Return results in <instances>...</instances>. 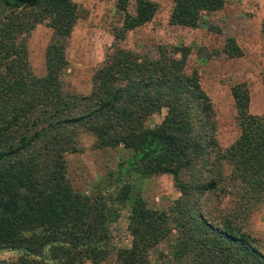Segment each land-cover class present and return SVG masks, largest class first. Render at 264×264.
<instances>
[{"label":"trees","instance_id":"obj_1","mask_svg":"<svg viewBox=\"0 0 264 264\" xmlns=\"http://www.w3.org/2000/svg\"><path fill=\"white\" fill-rule=\"evenodd\" d=\"M171 2L169 23L197 28L203 16L221 10L226 0ZM127 3L116 0L124 16L123 32L147 24L157 11L155 2L136 0L132 15ZM0 9L8 11L0 15V36L23 28L19 23L9 30L7 22L19 10H34L38 23L49 18L53 31L46 74L37 78L24 74L21 65L14 66L11 85L0 92V101L17 92L0 102V251L15 250L43 264H99L106 258L113 208L105 198L74 191L65 177L64 140L82 124L101 146L122 143L135 151L125 164H118L115 190L131 187L126 178L170 174L181 193L168 212L160 213L148 209L140 195L134 196L129 217L132 246L119 250L118 260L148 264L149 250L174 226L179 254H191L193 264H264V253L243 226L253 207L264 200V116L249 113L246 83L231 89L240 135L219 152L209 96L195 72H184L188 47L177 49L179 58L162 53L158 59L139 62H128L131 54L122 52L118 75L100 71L94 79L105 101L95 94L70 97L63 92L60 76L67 65L64 43L77 20L76 5L72 0H0ZM231 50L225 48L224 53L233 57ZM236 53L240 56L239 49ZM90 103L97 106L79 113ZM162 108L167 113L158 126L142 127L144 119ZM14 136L18 141H9ZM222 161L230 167L226 175L220 169ZM202 170L206 182L195 183V174ZM186 173L190 182L182 179ZM195 192L206 194V216L191 197ZM217 193L228 197L230 206L216 215L209 198Z\"/></svg>","mask_w":264,"mask_h":264},{"label":"rangeland","instance_id":"obj_2","mask_svg":"<svg viewBox=\"0 0 264 264\" xmlns=\"http://www.w3.org/2000/svg\"><path fill=\"white\" fill-rule=\"evenodd\" d=\"M150 1L157 4L151 21L123 32L124 16L116 8V0H72L77 8V20L64 43L67 65L60 76L63 92L78 98L95 94L97 100L105 101L107 98L99 93L94 79L100 71L118 75V70L123 69L118 61L119 55L125 56L121 55L122 52L131 54L128 62H139L158 59L162 53L171 59L179 58L177 49L188 47L190 54L184 72L186 75L195 72L202 90L209 96L214 110V138L219 146L218 151L223 152L240 135L231 94L235 85L246 83L250 95L249 113L264 116V0H226L221 10L203 16L197 28L169 23L173 7L171 0ZM135 10L136 0H128L127 11L133 15ZM2 13L7 14L8 11L0 9V15ZM33 13L34 10L15 12L7 21L9 30L19 23L23 24V28L18 33L0 36V44L3 42L0 52V92L11 85L14 66L21 65L24 74L37 78L46 74V50L52 42L53 31L48 24L49 18L38 23ZM225 48L233 50V57L227 55L229 50L224 53ZM236 49H239L240 56H236ZM16 95L14 91L4 100L13 99ZM96 106L90 103L79 113H87ZM166 113L167 110L162 108L149 115L143 120L142 127L151 129L158 126ZM74 130L75 133L64 140V143H68L63 154L65 177L74 191L93 199L105 198L107 205H111L109 249L106 258L99 264H124L118 260L117 253L132 246L129 217L134 196L140 195L150 210L168 212L181 197L180 190L170 174L126 178L131 187L115 190L118 164H125L135 151L125 148L122 143L115 147L101 146V142L82 124ZM17 137L9 141H18ZM222 162L220 169L226 175L230 167L225 161ZM182 179L190 182L187 173L182 175ZM205 182L204 170L195 174V183ZM120 185L122 187L123 184ZM222 195L217 193L209 198L210 208L216 215L223 207L230 206L229 198H222ZM191 197L202 205L206 216V194L195 192ZM243 223L245 231L264 253V200L253 207ZM176 239L178 232L172 226L169 235L149 250L148 264H193L191 254H179ZM22 260L43 264L39 258L25 257L15 250L0 251V264H21ZM83 264L92 263L85 261Z\"/></svg>","mask_w":264,"mask_h":264},{"label":"crops","instance_id":"obj_3","mask_svg":"<svg viewBox=\"0 0 264 264\" xmlns=\"http://www.w3.org/2000/svg\"><path fill=\"white\" fill-rule=\"evenodd\" d=\"M207 94V93H206ZM208 95V94H207Z\"/></svg>","mask_w":264,"mask_h":264}]
</instances>
